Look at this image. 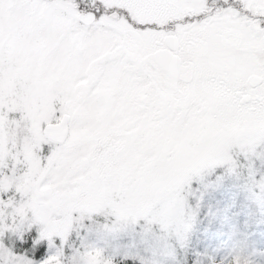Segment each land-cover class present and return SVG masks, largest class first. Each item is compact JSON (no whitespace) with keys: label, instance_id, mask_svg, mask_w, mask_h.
Instances as JSON below:
<instances>
[{"label":"snow or ice","instance_id":"snow-or-ice-1","mask_svg":"<svg viewBox=\"0 0 264 264\" xmlns=\"http://www.w3.org/2000/svg\"><path fill=\"white\" fill-rule=\"evenodd\" d=\"M163 149L179 213L107 201ZM0 264H264V0H0Z\"/></svg>","mask_w":264,"mask_h":264},{"label":"rangeland","instance_id":"rangeland-1","mask_svg":"<svg viewBox=\"0 0 264 264\" xmlns=\"http://www.w3.org/2000/svg\"><path fill=\"white\" fill-rule=\"evenodd\" d=\"M182 163L179 152L169 157L167 149L147 160L132 162L124 170L116 171L109 177L112 189L107 192L106 199L114 203L118 198L131 215L144 212L153 219L165 221L181 210L179 176ZM60 183L67 184L64 180ZM61 195L80 201L82 206H89L97 192L65 186ZM233 254L231 250L224 253L228 259Z\"/></svg>","mask_w":264,"mask_h":264}]
</instances>
